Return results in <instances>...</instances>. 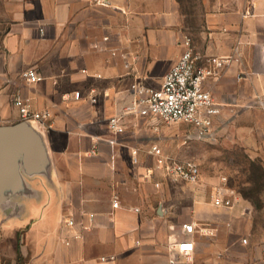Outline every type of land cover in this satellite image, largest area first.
<instances>
[{"label": "crops", "instance_id": "0c3cea01", "mask_svg": "<svg viewBox=\"0 0 264 264\" xmlns=\"http://www.w3.org/2000/svg\"><path fill=\"white\" fill-rule=\"evenodd\" d=\"M186 38L214 55L239 45L240 59L205 83L220 105L213 128L264 163V0H0V125L22 120L17 96L51 113L32 122L35 166L21 155L0 187V264H210L226 246L242 249L240 264H264L245 199L218 206L149 172L154 146L175 153L163 119L128 110L125 131L108 126L132 106L133 83L162 84ZM29 68L43 78L25 80ZM185 222L197 227L191 260L176 248Z\"/></svg>", "mask_w": 264, "mask_h": 264}, {"label": "built area", "instance_id": "2783aa9c", "mask_svg": "<svg viewBox=\"0 0 264 264\" xmlns=\"http://www.w3.org/2000/svg\"><path fill=\"white\" fill-rule=\"evenodd\" d=\"M185 45L186 49L167 71L159 87L132 84V106H123L118 113L108 118V126L111 129L116 132L125 131V112L132 110L139 115L160 117L167 123L190 122L209 135L214 133V118L220 112V105L210 90L206 88L205 83L208 78L218 76L233 61H238L242 52L237 45L235 51L230 54H208L193 45L190 38L185 39ZM125 65L130 66V63L126 61ZM21 76L29 82H36L43 78L33 68L24 70ZM95 92V89H92L89 94L92 102L98 100ZM102 93L107 96L110 89H103ZM72 97L81 99L82 92L75 90ZM257 102L264 108V95H259ZM14 104L18 107L22 119L43 120L51 117V113L47 110L31 109L28 101L21 96L15 97ZM152 151L156 154L157 160L154 168L150 169V173L153 174L155 169L161 171L173 183L199 181L201 170L196 161L169 155L158 146H154ZM225 180L224 177L212 195V202L215 205L230 206L233 204L234 190L227 185ZM155 184L160 186V182ZM118 203L114 201L113 204L117 206ZM69 223L73 224L74 220L70 219ZM196 228L194 222L183 223L180 239L176 241L179 254L186 260H191L195 251V243L191 235ZM242 241L246 243L248 238L243 237ZM175 262V259H171V263Z\"/></svg>", "mask_w": 264, "mask_h": 264}, {"label": "rangeland", "instance_id": "374dc122", "mask_svg": "<svg viewBox=\"0 0 264 264\" xmlns=\"http://www.w3.org/2000/svg\"><path fill=\"white\" fill-rule=\"evenodd\" d=\"M167 134L171 136L167 145L174 150L173 156L190 158L196 161L201 170L198 182H180V190L192 189L207 191L213 195L217 185L225 177L235 196L245 199L252 205L257 238L264 234V163L258 156H252L240 137L233 139L217 128L209 135L190 122L167 123ZM172 154V153H171ZM249 240V239H248ZM241 242L242 237H241ZM248 244V242L244 243ZM234 252V253H233ZM242 249L230 251L228 246L215 253V260L210 264H240ZM233 253V254H232ZM186 262L184 261V264Z\"/></svg>", "mask_w": 264, "mask_h": 264}, {"label": "water", "instance_id": "95a60500", "mask_svg": "<svg viewBox=\"0 0 264 264\" xmlns=\"http://www.w3.org/2000/svg\"><path fill=\"white\" fill-rule=\"evenodd\" d=\"M34 121L29 118L0 125V187H6L17 175L21 155L31 168L39 160L42 149L32 123Z\"/></svg>", "mask_w": 264, "mask_h": 264}]
</instances>
